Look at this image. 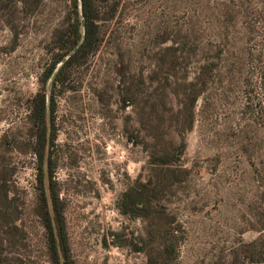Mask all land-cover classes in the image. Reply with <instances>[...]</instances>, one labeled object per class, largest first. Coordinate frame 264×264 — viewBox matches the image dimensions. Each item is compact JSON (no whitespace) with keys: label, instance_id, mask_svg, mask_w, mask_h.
Returning a JSON list of instances; mask_svg holds the SVG:
<instances>
[{"label":"rangeland","instance_id":"1","mask_svg":"<svg viewBox=\"0 0 264 264\" xmlns=\"http://www.w3.org/2000/svg\"><path fill=\"white\" fill-rule=\"evenodd\" d=\"M90 4L0 0V264H264V0Z\"/></svg>","mask_w":264,"mask_h":264},{"label":"trees","instance_id":"2","mask_svg":"<svg viewBox=\"0 0 264 264\" xmlns=\"http://www.w3.org/2000/svg\"><path fill=\"white\" fill-rule=\"evenodd\" d=\"M81 1H82L81 18H82V20H84L83 30H84L85 36H84L83 41L81 43H78L80 38H81V33H80L79 28L81 25L83 27V24H82V20L80 21V11L78 10V0H74V6L76 7L75 8L76 23H75L74 28H73V33L75 34L76 38L74 40L73 47L78 46V45L79 46H78V49L76 51H74L73 54H71L68 62L72 61L73 59L78 57L80 54L85 53L88 50V48H90L92 46V44L97 41V35H96V33H97L96 32L97 16H96V14L93 13L92 6L90 4V0H81ZM63 57H64L63 54L59 55V57L56 60H54L53 65L56 64L57 60L61 61L63 59ZM198 94H199V91L194 96H192V99H194V100L197 99ZM44 109H45V105H42L40 107V110H39V112H40L39 120L43 119ZM190 118H191V122H193V120H194L193 119V113H191ZM38 139H39V142L42 143V145H44L45 140L43 139L42 134H39ZM152 181H153L152 178L149 177V180L146 183L140 185L136 189H133V188L129 189L127 191V195L129 196L128 197V205L133 203L132 201L143 200V198H145V195L147 194L145 188H147L150 183H153ZM59 216L60 215L57 214V216H56L57 221L56 222L58 223V227H59V240L61 238V241H62V238L64 237V232L62 229V225H60V220H58ZM51 242H52L51 246L53 247L54 252L57 253L58 243H57L54 235H53V237H51ZM166 251L167 252L171 251V254H173V252H174L171 249H169L168 247H166ZM56 259H57L56 264H60L58 261V256L56 257ZM150 264H153V263L151 262Z\"/></svg>","mask_w":264,"mask_h":264},{"label":"water","instance_id":"3","mask_svg":"<svg viewBox=\"0 0 264 264\" xmlns=\"http://www.w3.org/2000/svg\"><path fill=\"white\" fill-rule=\"evenodd\" d=\"M82 11V1L80 0V13ZM82 24H83V28H84V20H82ZM64 264H68L67 262H65Z\"/></svg>","mask_w":264,"mask_h":264}]
</instances>
